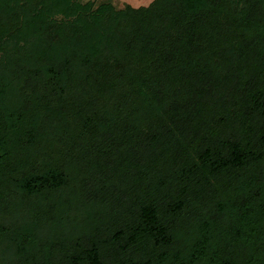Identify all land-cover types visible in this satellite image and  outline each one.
<instances>
[{
	"label": "trees",
	"instance_id": "obj_1",
	"mask_svg": "<svg viewBox=\"0 0 264 264\" xmlns=\"http://www.w3.org/2000/svg\"><path fill=\"white\" fill-rule=\"evenodd\" d=\"M35 118L74 169L13 178ZM70 175L71 233L38 236L13 187ZM6 238L7 264H264V0H0Z\"/></svg>",
	"mask_w": 264,
	"mask_h": 264
},
{
	"label": "rangeland",
	"instance_id": "obj_2",
	"mask_svg": "<svg viewBox=\"0 0 264 264\" xmlns=\"http://www.w3.org/2000/svg\"><path fill=\"white\" fill-rule=\"evenodd\" d=\"M81 2H87V1H93L95 6H98L99 4L106 2L107 0H79ZM114 3H116L119 6H124L126 3L132 4V5H138V4H147L151 0H113ZM50 113L48 112V115L45 114L43 117H49ZM40 120V119H39ZM37 118L33 119V122L39 121ZM45 120V119H43ZM33 123L32 127L35 133L34 138L32 139L35 143L33 148L31 149V152H28L29 154L22 155L19 160H16L15 162H24L26 165L25 167H16L10 165V167L17 169L18 172L13 176L20 178L24 175H29L31 171L40 172L44 169V167L48 170L52 167L56 170H62L63 172H66L67 169L72 170L74 169L72 166V162L70 159V154H78L75 147L73 150V143L70 139H68L67 136H58V138L54 139L51 138L49 141H52L51 143H48L49 133L50 130H46L45 127H41L38 123ZM50 137H52L50 135ZM11 174L10 172H8ZM74 175V174H73ZM14 186V185H13ZM2 187H4V183L2 184ZM75 187V181L70 175L67 179V184L63 186L60 189H56L53 191H49L47 193L48 200L47 201H40L36 198H30V197H23L20 194V190L16 187H13L15 195L17 197V202L14 204H17L16 209H24V210H31L32 215H34L35 218L39 220L40 223H37L34 225V231L39 235H43L45 238H50V235L53 232L57 231H68L67 234L69 235L71 233V230L68 226H65V223H54V217L53 216H46L47 211H52V213L55 216H61V211L65 210L67 211V214L70 217H78V205L79 204V198H74L73 196L69 195L73 188ZM53 193V194H52ZM52 194V195H51ZM51 195V196H50ZM50 196V197H49ZM43 202V203H42ZM47 202V203H46ZM44 205V207H43ZM46 210V212H45ZM64 216V215H63ZM32 216L29 217V219L34 218ZM7 223V222H6ZM51 234L47 231L52 230ZM49 234V236H48ZM6 239H1L0 243V264H7L3 261L2 257L8 256L9 252H7V248L5 244L7 243ZM45 242V239H44ZM46 243V242H45ZM48 244V243H46Z\"/></svg>",
	"mask_w": 264,
	"mask_h": 264
}]
</instances>
